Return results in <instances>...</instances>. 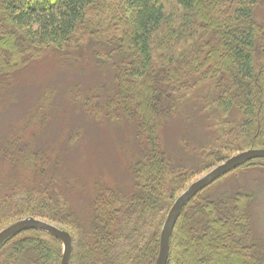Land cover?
<instances>
[{
  "label": "trees",
  "instance_id": "1",
  "mask_svg": "<svg viewBox=\"0 0 264 264\" xmlns=\"http://www.w3.org/2000/svg\"><path fill=\"white\" fill-rule=\"evenodd\" d=\"M263 6L264 0H0V77L11 78L48 51L71 58L85 50L103 73L110 70L116 97L108 109L121 99L141 149L128 161L134 190L101 187L82 214L74 176L64 171L70 152L61 159L48 151L53 164L30 144L21 150L18 140L1 138L0 161L16 176L0 181V232L35 217L67 228L70 264H156L163 226L185 183L234 152L264 148ZM173 122L184 132L172 130ZM51 167L62 173H48ZM251 167L264 174V158L233 175ZM18 168L33 180L24 181ZM202 192L179 216L168 264H264L254 195L235 190L218 199ZM62 256L61 241L36 229L0 248V264H61Z\"/></svg>",
  "mask_w": 264,
  "mask_h": 264
},
{
  "label": "rangeland",
  "instance_id": "2",
  "mask_svg": "<svg viewBox=\"0 0 264 264\" xmlns=\"http://www.w3.org/2000/svg\"><path fill=\"white\" fill-rule=\"evenodd\" d=\"M258 16L264 22V11H259ZM81 54L83 57L75 55L69 58V54L64 56L48 51L11 78L0 77V141L5 137L16 139L17 143H22L21 150L26 148V144H30L33 149L49 155L48 159L53 164L58 161L54 160L51 152H56V157L62 154L61 159L66 158V152H70L68 162L64 161V171L69 176H74L71 190L76 195L75 206L80 205V213L87 214L83 211H90L91 201L99 188L112 186L126 194L134 190L128 161L138 156L141 149L137 147L133 126L123 118L121 99H117L115 107L110 108L111 111L108 109V101L116 97V84L110 70L103 73L101 66L93 62L90 54L85 50ZM97 112L105 120L101 121ZM107 119L114 123L106 121ZM172 130L184 132L180 122H173ZM186 133L190 135L189 132ZM166 136L167 142H170L166 145L168 148L173 147L172 140L169 139L171 135L166 133ZM15 151L20 152L18 149ZM173 151L175 152L174 147ZM241 152L243 151L234 152L230 157ZM30 154L31 151L28 152ZM222 162L191 177L179 190L176 200L193 182ZM240 166L209 184L210 188L205 187L207 190L204 188L201 191L202 194L206 191L218 199L226 198L224 195L232 194L235 190L253 194L255 200L251 210L255 217V228L259 238L264 240V174L251 167L239 177L233 175L240 171L236 170L241 169ZM191 167L193 165L189 168ZM13 169L16 168L0 161V181L8 182L14 178L16 173ZM234 170L236 171L233 172ZM17 171L24 181L34 178L30 177L27 170L18 168ZM48 173L59 175L62 172L51 167ZM96 177L101 178V184ZM16 179L19 183L18 177ZM68 180L69 178L64 179L65 182ZM68 187L71 188L70 185ZM62 228L67 230L66 227ZM260 249L264 251V247Z\"/></svg>",
  "mask_w": 264,
  "mask_h": 264
},
{
  "label": "water",
  "instance_id": "3",
  "mask_svg": "<svg viewBox=\"0 0 264 264\" xmlns=\"http://www.w3.org/2000/svg\"><path fill=\"white\" fill-rule=\"evenodd\" d=\"M259 158H264V148L250 149L248 151H243L237 155H234L226 159L224 162L215 167L201 179L193 182L188 187V189L179 196V198L175 201L174 205L169 211L164 227L162 229L160 239V251L156 264H168L170 256L171 238L179 216L184 207L187 205V203L196 194H198L201 190H203L215 180L232 171L239 165H242L247 161ZM29 229H36L46 232L60 240L63 244V256L61 264H70L73 249V238L71 234L66 230H63L51 223L37 219L35 217H27L3 229L0 232V248L4 244V242L12 236Z\"/></svg>",
  "mask_w": 264,
  "mask_h": 264
}]
</instances>
